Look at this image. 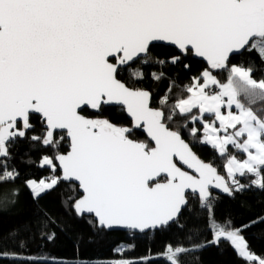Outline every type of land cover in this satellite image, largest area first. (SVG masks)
Segmentation results:
<instances>
[{
    "label": "water",
    "instance_id": "water-1",
    "mask_svg": "<svg viewBox=\"0 0 264 264\" xmlns=\"http://www.w3.org/2000/svg\"><path fill=\"white\" fill-rule=\"evenodd\" d=\"M263 38L264 0H0V148L39 117L47 140L69 141L56 167L79 189L78 216L108 233L172 226L188 196L209 202L228 182L117 73L152 46L223 67ZM102 107L122 108L153 148L82 114Z\"/></svg>",
    "mask_w": 264,
    "mask_h": 264
},
{
    "label": "trees",
    "instance_id": "trees-1",
    "mask_svg": "<svg viewBox=\"0 0 264 264\" xmlns=\"http://www.w3.org/2000/svg\"><path fill=\"white\" fill-rule=\"evenodd\" d=\"M234 68L249 72L263 87L241 81L234 76ZM205 73L221 85L230 83L238 104L257 122H264V38L223 67H209L194 60L190 52L182 56L176 49L152 46L146 59L120 69L117 79L133 90L151 93V106L163 113L168 128L180 134L202 161L227 180V195H213L209 202L188 196V206L178 222L160 231L132 234L100 230L92 217L77 215L79 189L61 180L56 167L69 150L66 135L56 133L47 140L40 118L31 116L29 130L20 127L19 136L0 148V264H116L128 260L134 261L131 264H256L264 260V164L257 175L245 172L230 178L228 159L240 158L242 153L234 146L220 153L207 145L204 122L213 118L202 115L199 109L183 113L178 108L202 83ZM99 113L82 112L112 125L147 150L153 148L122 108L102 107ZM45 158L51 160L50 166L41 165ZM53 176L55 185L35 198L28 182L47 181ZM220 233L241 237L250 257L240 254L229 239L217 235ZM170 251L175 263L169 259Z\"/></svg>",
    "mask_w": 264,
    "mask_h": 264
},
{
    "label": "crops",
    "instance_id": "crops-1",
    "mask_svg": "<svg viewBox=\"0 0 264 264\" xmlns=\"http://www.w3.org/2000/svg\"><path fill=\"white\" fill-rule=\"evenodd\" d=\"M233 74L252 87H263L254 82L245 70L234 68ZM214 89L219 90L220 94L210 97L207 91ZM178 108L183 113L199 109L202 115L213 118L204 122V142L207 145L220 153L234 146L242 153L240 158L232 156L228 159L226 170L230 178L241 176L264 164V122H257L251 112L238 104L234 87L230 83L221 85L210 73H205L202 83L191 90L190 96L180 102ZM226 235L242 245L240 249L243 256L250 257L241 237L228 234L222 236Z\"/></svg>",
    "mask_w": 264,
    "mask_h": 264
},
{
    "label": "rangeland",
    "instance_id": "rangeland-1",
    "mask_svg": "<svg viewBox=\"0 0 264 264\" xmlns=\"http://www.w3.org/2000/svg\"><path fill=\"white\" fill-rule=\"evenodd\" d=\"M241 70H242V69H241ZM207 93H208V92H207ZM208 95H209V93H208ZM209 96H210V95H209ZM213 97H215V96H213ZM116 130H117V129H116ZM118 131H120V130H118ZM0 152H3V150H1ZM41 165H42V166H50V165H51V160L48 159V158H45V159H43ZM56 181H57L56 178H55V179H50V180H47V181H41V182H34V181H31V182H28V186H29L30 189L32 190V193H33L34 197L37 198V197H39L40 195H42L43 193H45L46 191L50 190V189L55 185ZM212 226H213V228H215V227H214V222L212 223ZM225 234H226V233H221V235H225ZM217 235H219V234H217ZM228 235L233 236L234 234H228ZM225 238L229 239L232 243L236 244V245H234L235 248H236V250H239V253H240V254H243L242 250L240 249L242 245H240L239 243H237V241H234V240H233L234 238H230V237H228L227 235H226ZM170 252H171V253H170V254H171V255H170L171 258H169V259H171V261H172L173 263H175V259L173 258V255H174V254H172V251H170ZM173 253H174V252H173ZM164 256H165V257H169L167 254H165ZM244 256L246 257V255H244ZM132 262H134V261H130V260H128V261H123V262H119V263H116V264H131ZM256 264H264V260H260V261L257 262Z\"/></svg>",
    "mask_w": 264,
    "mask_h": 264
},
{
    "label": "built area",
    "instance_id": "built-area-1",
    "mask_svg": "<svg viewBox=\"0 0 264 264\" xmlns=\"http://www.w3.org/2000/svg\"><path fill=\"white\" fill-rule=\"evenodd\" d=\"M210 95V97H213V96H216V95H219L220 94V91L217 90V89H214V90H209L207 91ZM250 172H252L253 174H258V169H252ZM53 179H55V176H53Z\"/></svg>",
    "mask_w": 264,
    "mask_h": 264
},
{
    "label": "flooded vegetation",
    "instance_id": "flooded-vegetation-1",
    "mask_svg": "<svg viewBox=\"0 0 264 264\" xmlns=\"http://www.w3.org/2000/svg\"><path fill=\"white\" fill-rule=\"evenodd\" d=\"M20 127L22 128V126L19 124V125H18V129H19V131H20V129H21Z\"/></svg>",
    "mask_w": 264,
    "mask_h": 264
}]
</instances>
